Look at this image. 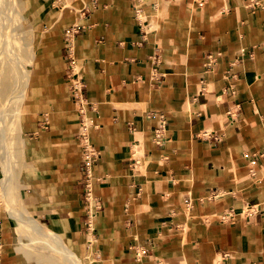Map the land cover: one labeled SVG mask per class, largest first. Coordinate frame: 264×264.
<instances>
[{
	"label": "crops",
	"instance_id": "1",
	"mask_svg": "<svg viewBox=\"0 0 264 264\" xmlns=\"http://www.w3.org/2000/svg\"><path fill=\"white\" fill-rule=\"evenodd\" d=\"M38 4L29 211L89 264H264V0Z\"/></svg>",
	"mask_w": 264,
	"mask_h": 264
},
{
	"label": "bare ground",
	"instance_id": "2",
	"mask_svg": "<svg viewBox=\"0 0 264 264\" xmlns=\"http://www.w3.org/2000/svg\"><path fill=\"white\" fill-rule=\"evenodd\" d=\"M19 5L20 0H0V149L2 150L0 205L7 202L8 216L14 219L17 225L26 229V235L19 237L17 249L22 252L23 258L28 263L82 264L81 258L69 248L62 236L42 225L26 207L19 209L11 203V199L16 198L14 186L18 178L14 169L21 152V143L15 140H24L22 133L19 132L20 109L29 85V75L24 69V62L29 63L34 58L32 37L29 39V35L23 30V25L29 23L19 24L20 21L15 17L19 14ZM20 25L22 28L20 35L25 38V45L15 46L18 40L15 38L14 41L13 32ZM4 29L8 31L4 33ZM13 125L16 127L13 128ZM13 130L17 132L16 138L9 137V132ZM12 140L14 143H11ZM22 144L25 145L24 142ZM26 167L31 168L29 164ZM20 198L26 197L21 193ZM35 244H40L43 250L49 252L38 251Z\"/></svg>",
	"mask_w": 264,
	"mask_h": 264
},
{
	"label": "rangeland",
	"instance_id": "3",
	"mask_svg": "<svg viewBox=\"0 0 264 264\" xmlns=\"http://www.w3.org/2000/svg\"><path fill=\"white\" fill-rule=\"evenodd\" d=\"M19 10V14L16 17L17 20H19V24H26L27 22L29 24L23 25V30L24 33H27L29 35V39L32 37L33 43H32V48L34 50V58H32V60H30V62L28 63V61L24 62V69L28 72L29 75V85L26 88V96L25 99L21 105V113L19 115V122H20V130L19 132L22 133V137L24 138V140L20 141V140H15L18 143H21L20 145V149L21 152L17 158V166H15V171H17V178L18 181L15 183L14 186V190H15V195L16 198L11 199V203L14 207L16 208H27V204H28V200L26 198L21 199L20 198V194L23 193L24 196L26 197V188L28 187V185L25 183L27 182V172H28V168L26 167L27 164H29V156L26 150V140H27V123H28V112H29V100H30V92L31 90H34L35 88V84L37 83V77L39 75V50L41 47V36L42 34L40 33L41 31L39 30V21H40V17H41V12H40V7L38 4V0H20V5L18 7ZM6 24V23H3ZM15 24V23H14ZM21 25L17 28H15L14 33V41L17 39V43H15V46H21V45H25V38L23 39L20 34H21ZM6 31H8L7 29H4L3 32L5 33ZM16 38V39H15ZM1 39V36H0ZM23 45V46H24ZM36 46V48H35ZM35 85V86H34ZM32 96V94H31ZM17 125V124H16ZM15 125V127H16ZM13 125V128H15ZM9 137H17V132L15 130L10 131L9 132ZM24 142L25 145H23L22 143ZM11 143H14V141L12 140ZM1 154H2V150L0 149V160H1ZM1 170V167H0ZM29 174V173H28ZM2 177V173H0V179ZM19 180L21 181V183H19ZM28 197V196H27ZM6 202V201H5ZM3 208V214L4 217L7 221V223L10 225L11 230L13 231L16 239V249L19 243V237L20 236H24L26 235V229L23 226H19L16 224L15 220L10 218L8 216V213L6 211V207L9 206L8 203L6 202V204L4 203V205H1ZM8 208V207H7ZM28 209V208H27ZM29 210V209H28ZM30 214L32 215L33 213L30 212ZM65 242L67 243V245L69 246L70 249H72L74 251V248L70 245V243L65 240ZM35 248L38 251H43V252H49V250H43V248H41L40 244H35ZM18 250V249H17ZM20 252V251H19ZM22 253V252H20ZM78 256V255H77ZM21 258H23V255L21 254L20 256ZM79 258H81V263L82 264H89V259L86 257H81L78 256ZM22 260H25L24 258ZM26 261V260H25ZM31 264H39V263H31Z\"/></svg>",
	"mask_w": 264,
	"mask_h": 264
}]
</instances>
